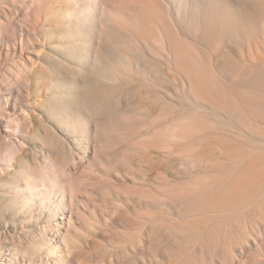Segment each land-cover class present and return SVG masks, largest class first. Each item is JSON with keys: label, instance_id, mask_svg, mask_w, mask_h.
Returning <instances> with one entry per match:
<instances>
[{"label": "bare ground", "instance_id": "bare-ground-1", "mask_svg": "<svg viewBox=\"0 0 264 264\" xmlns=\"http://www.w3.org/2000/svg\"><path fill=\"white\" fill-rule=\"evenodd\" d=\"M13 24L17 32L0 46V189L11 191L0 190V206L43 209L49 264L71 261L69 164L91 153L118 171L126 164L134 183L189 179L177 217L162 225L153 213L129 217L140 223L131 247L214 249L219 264H264V0L0 3V35ZM162 77L178 105L166 102L153 116L126 102L140 94L135 79ZM50 151L66 154L67 165L25 158ZM177 165L184 170L169 171ZM127 198L152 203L139 191ZM119 200L108 217L128 214Z\"/></svg>", "mask_w": 264, "mask_h": 264}, {"label": "rangeland", "instance_id": "rangeland-1", "mask_svg": "<svg viewBox=\"0 0 264 264\" xmlns=\"http://www.w3.org/2000/svg\"><path fill=\"white\" fill-rule=\"evenodd\" d=\"M14 1L16 0H0V3L7 4ZM15 31L17 32V28L14 24L4 30L3 37L0 35V46H6L8 37ZM158 67L161 71L160 66ZM142 69L145 73L159 74L152 66L145 69L141 66L140 71ZM129 73L133 76L137 74L135 70ZM157 79L153 84L144 85H141L139 79H135L134 82L140 86V94L128 98L126 102L131 100L130 106L148 107L153 116L162 113V107L166 102L178 105V100H173L170 94L175 90L174 85L163 77L159 81ZM20 100L11 99L10 105L12 107L15 104L19 105ZM0 106L6 107V101H0ZM138 111L141 113V110ZM14 144L20 142L15 141ZM6 156L0 154V166H2L1 160ZM25 158L29 161H39L46 167L55 164L56 169L60 164L67 165L66 154H57L54 151L35 154L31 152ZM179 158V153L174 152L170 160L178 162ZM108 161L113 159H109L104 154L96 156L91 153L84 161L69 164L71 178L77 191L73 198L74 205L69 206L66 211L67 218L72 216L75 221L73 238L69 243L71 261L66 264H219L218 253L214 252V249H194L189 252L181 249L170 253L159 247H131L129 245L131 239L138 237L135 228L139 230L140 223H132L129 217L153 213L157 215V222L161 225L160 218L177 217L181 201L178 196L182 194L183 187L189 179L174 182L167 176V182L163 183L145 181L134 183V176L126 171V164H119L122 170L118 171ZM184 168L185 165H177L170 167L169 171L176 173ZM0 190L6 194L11 192L10 188ZM136 191L143 194V200H150L152 203L147 204L144 201L138 202L127 198L130 192ZM117 198H120L118 201L120 212L124 211L128 214L119 216L116 213L113 217H108L107 206L110 208ZM70 202L69 196L68 205ZM97 205L105 207H97ZM25 212L26 215L22 211H14L11 204L0 206V264H49L44 253L52 239L39 227H46L51 219L46 217L41 207H31ZM54 219L57 223H61L60 218ZM65 222L67 224V221ZM122 242H126L125 245H122ZM229 264L237 263L229 262Z\"/></svg>", "mask_w": 264, "mask_h": 264}]
</instances>
